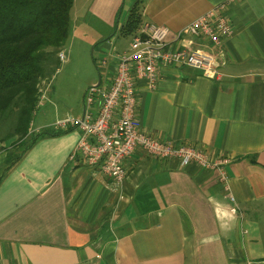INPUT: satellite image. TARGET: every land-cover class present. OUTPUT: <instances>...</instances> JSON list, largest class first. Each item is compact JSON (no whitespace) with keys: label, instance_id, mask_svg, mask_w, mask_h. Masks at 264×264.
<instances>
[{"label":"crops","instance_id":"obj_1","mask_svg":"<svg viewBox=\"0 0 264 264\" xmlns=\"http://www.w3.org/2000/svg\"><path fill=\"white\" fill-rule=\"evenodd\" d=\"M224 1L74 0L71 21L85 11L95 19L107 61L98 81L108 84L126 51L109 36L122 32L131 9L140 24L174 36ZM226 13L232 33L221 47L191 36L171 43L212 52L217 77L161 69L155 90L137 85L135 112L162 142L228 158L233 202L214 172L139 151L115 187L82 163L77 132L42 138L14 165L0 152V264H264V0H239Z\"/></svg>","mask_w":264,"mask_h":264},{"label":"built area","instance_id":"obj_2","mask_svg":"<svg viewBox=\"0 0 264 264\" xmlns=\"http://www.w3.org/2000/svg\"><path fill=\"white\" fill-rule=\"evenodd\" d=\"M239 0H225L198 16L190 25L171 36L166 28L140 24L131 36L124 53L115 56V66L108 84L90 86L83 96V111L78 119H66L52 129L73 128L79 139L75 152L85 167L99 171L115 187L123 185L126 170L123 164L135 151L161 161H176L180 168L194 165L214 172L222 192L233 202L226 175L228 158L211 157L206 152L186 145L174 146L155 138L137 119V85L144 82L153 91L161 80V69L183 67L200 71L207 78H216V61L210 51H187L173 48L183 36L204 39L212 48H219L232 33L227 7ZM171 40V41H170ZM173 41V42H172ZM59 54V60H63ZM107 66L100 59L98 69Z\"/></svg>","mask_w":264,"mask_h":264},{"label":"trees","instance_id":"obj_3","mask_svg":"<svg viewBox=\"0 0 264 264\" xmlns=\"http://www.w3.org/2000/svg\"><path fill=\"white\" fill-rule=\"evenodd\" d=\"M73 2L0 0V119L10 122L14 135L30 137L20 155L7 157V164L17 163L37 140L69 132L45 129L30 135L27 128L37 104L36 88L50 77L52 61L69 38ZM138 18L131 9L120 33L135 35L140 26Z\"/></svg>","mask_w":264,"mask_h":264},{"label":"rangeland","instance_id":"obj_4","mask_svg":"<svg viewBox=\"0 0 264 264\" xmlns=\"http://www.w3.org/2000/svg\"><path fill=\"white\" fill-rule=\"evenodd\" d=\"M86 14L88 13L85 11L74 16L70 25L69 38L65 45L60 48V53L63 54L64 59L59 60L60 53L54 58L53 64L50 66V77L40 82L36 88L38 91L37 104L34 108V114L31 115V123L27 128L30 135H36L45 130L34 131L36 126L48 123L54 126L58 123L56 121L62 122L66 119L80 118L85 91L91 84L98 82L100 76L98 77L97 64L94 60L100 61L101 56H99L97 48L99 34L94 29L95 19L90 18V14ZM109 39L122 41V48L116 45L115 50L119 52L127 50L128 36L114 30ZM11 129L9 121L2 122L0 119V152L5 153V157L10 156L12 158L22 153L27 145L25 143L30 137L28 135L25 139L20 138L14 135ZM61 131L78 133L73 128H66ZM22 139L23 141L20 142Z\"/></svg>","mask_w":264,"mask_h":264},{"label":"water","instance_id":"obj_5","mask_svg":"<svg viewBox=\"0 0 264 264\" xmlns=\"http://www.w3.org/2000/svg\"><path fill=\"white\" fill-rule=\"evenodd\" d=\"M99 83V81L97 82V84Z\"/></svg>","mask_w":264,"mask_h":264}]
</instances>
